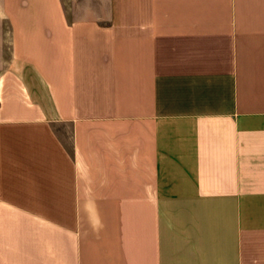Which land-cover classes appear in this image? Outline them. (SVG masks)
<instances>
[{
    "label": "crops",
    "instance_id": "0c3cea01",
    "mask_svg": "<svg viewBox=\"0 0 264 264\" xmlns=\"http://www.w3.org/2000/svg\"><path fill=\"white\" fill-rule=\"evenodd\" d=\"M4 0L0 264H264V0Z\"/></svg>",
    "mask_w": 264,
    "mask_h": 264
},
{
    "label": "rangeland",
    "instance_id": "374dc122",
    "mask_svg": "<svg viewBox=\"0 0 264 264\" xmlns=\"http://www.w3.org/2000/svg\"><path fill=\"white\" fill-rule=\"evenodd\" d=\"M65 3H66V5H70L69 0H65ZM3 6H4V0H0V26L6 25V23H4V19H3V16H4Z\"/></svg>",
    "mask_w": 264,
    "mask_h": 264
}]
</instances>
